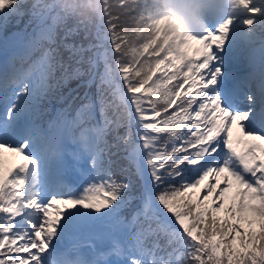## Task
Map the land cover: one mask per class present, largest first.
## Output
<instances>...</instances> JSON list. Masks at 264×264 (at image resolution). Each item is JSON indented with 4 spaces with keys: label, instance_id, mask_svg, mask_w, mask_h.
I'll return each instance as SVG.
<instances>
[{
    "label": "snow or ice",
    "instance_id": "obj_1",
    "mask_svg": "<svg viewBox=\"0 0 264 264\" xmlns=\"http://www.w3.org/2000/svg\"><path fill=\"white\" fill-rule=\"evenodd\" d=\"M25 7V0H0V20ZM257 11L264 15V7L251 8ZM231 23L185 37L175 48L154 39L130 52L111 34H97L103 52L81 57L75 68L73 56L61 61L43 51L45 60H54L48 72L59 71L60 81L83 75L87 64L85 83L99 82L94 96L81 98L86 103L65 110L55 160L21 127L29 85L5 94L0 264H50L54 238L104 221L111 222L114 242L103 264H264V135L258 134L264 129L253 126L255 116L245 127L250 110L236 108L224 87L230 52L222 34ZM5 152L20 162L8 166ZM234 184L242 191L228 203ZM202 185L204 195L193 199ZM125 206L127 220L118 215ZM55 264L98 262L64 258Z\"/></svg>",
    "mask_w": 264,
    "mask_h": 264
},
{
    "label": "trees",
    "instance_id": "obj_2",
    "mask_svg": "<svg viewBox=\"0 0 264 264\" xmlns=\"http://www.w3.org/2000/svg\"><path fill=\"white\" fill-rule=\"evenodd\" d=\"M133 1L135 3L134 5L130 4L129 0H103L100 8H96L95 4H92L89 9H84L83 6H77L73 10L65 5L66 2L59 5L58 8L53 11V16H63L65 19L68 17V22L72 30L63 32V25H65V23H61L60 19L48 17L44 21V25H42L43 28L46 27L49 29L48 35L43 36L39 31L37 32L41 39L35 44L37 47L40 45L37 49L39 56L43 58L42 53L45 50L53 51V55L55 51H59L60 55L64 57V61H68L70 56L74 57L71 67H81V65L77 64L75 61L80 60L81 57H83V60L87 61L95 48L102 52L103 46L96 35L99 34L102 37L106 33L117 38L118 43L121 45V51L123 52H130L132 49H142V46L153 39L156 34L155 28L151 24H148L149 14L151 12L150 7L152 6L148 1H142V3L137 0ZM25 3L29 5L30 1L26 0ZM21 13L18 14V19L21 17L22 24H24L26 20ZM18 19H10L9 17L8 23L11 22L14 24V22H16V24L21 27L22 24ZM24 31L25 29H21L18 32L23 34ZM163 38L164 36L159 39L158 43H161ZM64 45H72L73 48L70 49L64 47ZM90 45L92 47H90ZM169 45L171 46V43ZM32 59L33 56H31L25 64L29 62L32 63ZM86 69L87 64H84L82 72ZM157 75H162V72ZM79 77L69 80L66 85H63V81H61L62 87H67L76 83ZM98 82L99 78L97 82L92 84L93 88L91 87L90 93L93 96L96 93ZM105 88H107V85H105ZM76 92L77 90L73 91L72 94ZM82 102L86 103L87 101H82L81 98H77L74 103L71 102V100H66V102L61 104V108L65 107L68 109L69 105H71L72 108L75 109V106H79ZM71 114H74V112ZM114 159L118 158L114 157ZM121 163L122 166L127 167V162L121 161ZM128 207L129 206H125L119 212L126 220L130 219V215L127 214ZM253 229L258 233L259 224H255Z\"/></svg>",
    "mask_w": 264,
    "mask_h": 264
},
{
    "label": "rangeland",
    "instance_id": "obj_3",
    "mask_svg": "<svg viewBox=\"0 0 264 264\" xmlns=\"http://www.w3.org/2000/svg\"><path fill=\"white\" fill-rule=\"evenodd\" d=\"M222 1H223V7L218 11V13L213 17V19H210L209 21L206 22V19L204 18V19L200 20L195 26L187 27L186 24L181 19V14L177 12V10H176L177 7L175 5H171V4L169 5L168 0H166L164 2H161L164 7L160 8V10L158 12L153 14V21H151V23L154 22L155 26L159 25V27L164 26L166 23L171 24L178 31V34L180 37L179 40H180V42H182L185 37L201 36V35L205 34L209 28H215L218 24H223L225 21L231 19L232 23L230 25L229 31H227L226 33H223L222 35L226 36L225 48H226V50H228L230 52V57H233L234 54L237 55V52L234 51V41L235 40L233 37V33L235 32L237 24L241 23V22L243 24H245L246 26H244V29H246V31H249L252 26L249 25L250 23L246 22L248 19H250V16L248 14H242V12H240V9H241L240 0H222ZM260 2H261V0H249L248 1L249 5H248L247 9H251L253 7L259 6ZM245 3H247V2H245ZM229 46H230V48H229ZM245 50L250 51L249 46L246 47ZM230 57H228L226 59L225 64L223 66L224 76H228L226 74H228V72L230 70L229 67L226 68L231 63ZM39 67H40V65H39ZM39 67L32 73V75L29 79H27V80L23 79V81H21L19 83L15 82L12 85L4 87V89L0 88V96H2L3 98H4L5 94L10 96L12 94L13 89H16L18 91L22 90V88L25 84L29 85V87L32 89V94H33L37 90L40 83L46 79V76L43 77V80H42V78L41 79L38 78V75H39L41 70H43V71L47 70L46 68H42V67L39 69ZM51 79L56 81L55 71L51 72ZM238 81H239V79H238ZM247 82H248V84L245 85L248 87L247 91L250 90V88L255 89V85L253 84L254 81L252 78L248 79ZM255 83L259 84V82H255ZM252 93H253V91H252ZM253 95L256 96V93ZM254 96H253L254 99L252 102H250V104H249L248 100H244L246 97H242L240 99L238 96H236L239 100V104L236 106V108H240L241 110L255 111L256 106H258V105H257V102L255 101ZM3 98H2V100H3ZM245 103H247L248 105H246ZM2 111H3V109H2ZM251 115L253 116V113L250 114L249 121L244 122L245 127H247V124L251 121V118H252ZM254 116L256 117V119H255V123L253 126L256 127L257 129H264V126H263L264 122L259 123L258 119H257L258 118L257 115L255 114ZM22 119H23V121H22ZM20 124H21V127L23 128V130L28 132L26 129H27V126L29 124V116L27 115V112L25 111V107H24V111L20 115ZM62 127H63V125L59 124L58 126L53 128L52 130L48 131V134H49L48 139L49 140L47 141V143L43 144V145H37L43 151L47 152L52 160H55L57 150L61 148V142L59 139L56 138L55 133H56L58 128H62ZM258 134L263 135L264 131H259ZM239 137H240L239 131L236 132L235 135H233L234 140L239 138ZM53 142H55L54 145H53ZM241 148L246 150V146H244V145H241ZM257 150H258V152H260L259 149H257ZM5 160H6V163L8 165H10L12 163L20 162L21 157L16 156L14 153L5 152ZM222 179L223 178L221 177V181H222ZM220 186L222 187L223 184L221 183ZM203 187L204 186L202 185L201 188H198L195 190V193H196L195 196L197 199L202 198V196L204 195ZM64 190L67 191V188H65ZM239 191H242V189H238L235 184L233 185L232 188H230L228 190V192L226 193V195L229 198L228 203L232 202V197L237 201L239 200V195H238ZM233 194H234V196H233ZM213 199H215V193L210 195L209 200L206 201L205 203L210 204ZM109 222L110 221H104V222H100L97 224L89 225V227H91L89 234L83 240H81L80 243L77 244V246H79V244H80L81 248L85 246V247H87L88 251L93 252V253H95L97 250H99L101 248L104 249L106 247H109V249H110L111 245L114 242V237H112V232H111ZM74 231L70 232L69 234L65 235L62 238H54L53 239V244L56 245V252L55 253L60 252L59 247L64 242L74 240L72 237V235L74 234ZM81 236H79V237H81ZM46 252L51 253L52 249L49 248L46 250ZM53 255H54V253H53ZM55 258H58V255H56ZM105 258L108 259L109 257L105 256L104 254L100 255L97 258L98 264H103V262H104L103 259H105ZM55 262H56V260H52L50 262V264H55Z\"/></svg>",
    "mask_w": 264,
    "mask_h": 264
},
{
    "label": "bare ground",
    "instance_id": "obj_4",
    "mask_svg": "<svg viewBox=\"0 0 264 264\" xmlns=\"http://www.w3.org/2000/svg\"><path fill=\"white\" fill-rule=\"evenodd\" d=\"M235 102H236V99H233V103H235ZM237 130H238L237 128H235V127L233 128V135H235L236 132L239 131V130H238V131H237ZM11 165H12V164H11ZM56 255H58V253H54V255H53V257H52V260H55V259H56V258H55ZM67 257H68V254H67ZM82 262H83V261H82Z\"/></svg>",
    "mask_w": 264,
    "mask_h": 264
}]
</instances>
